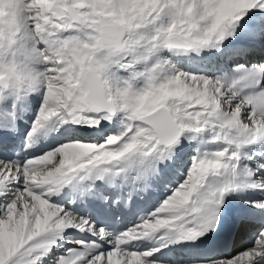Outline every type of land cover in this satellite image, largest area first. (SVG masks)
<instances>
[{"label": "snow or ice", "instance_id": "6c2138e0", "mask_svg": "<svg viewBox=\"0 0 264 264\" xmlns=\"http://www.w3.org/2000/svg\"><path fill=\"white\" fill-rule=\"evenodd\" d=\"M0 264H264V0H0Z\"/></svg>", "mask_w": 264, "mask_h": 264}]
</instances>
